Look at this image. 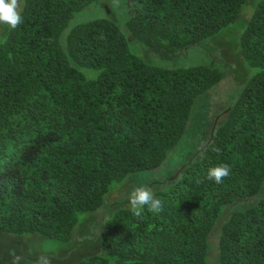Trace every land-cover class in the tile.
<instances>
[{
	"label": "trees",
	"instance_id": "16d2710c",
	"mask_svg": "<svg viewBox=\"0 0 264 264\" xmlns=\"http://www.w3.org/2000/svg\"><path fill=\"white\" fill-rule=\"evenodd\" d=\"M96 1L23 0V23L0 24V234L43 240L32 255L0 247V264H11L10 250L32 264L35 251L78 243V224L102 208L97 238L56 264H209L218 222L214 264H264V0H125L123 26L69 21ZM250 5L239 37L226 40L223 28ZM213 41L234 47L245 73L203 145L145 185L162 210L145 206L137 218L129 198L106 206L123 186L113 183L164 164L198 97L226 72L149 61ZM139 43L150 59L131 49ZM220 164L231 173L216 184L206 177Z\"/></svg>",
	"mask_w": 264,
	"mask_h": 264
},
{
	"label": "rangeland",
	"instance_id": "374dc122",
	"mask_svg": "<svg viewBox=\"0 0 264 264\" xmlns=\"http://www.w3.org/2000/svg\"><path fill=\"white\" fill-rule=\"evenodd\" d=\"M21 2H23V0H21ZM248 2L249 4H251V0H248ZM126 6L127 4L125 0H97L96 2L87 4L79 10L75 11L69 21L71 23H75L77 21L85 19L107 17L123 26ZM252 7L250 5V8L244 11L245 13L242 12L240 17L234 24H231L227 27L225 26L223 28V31H230V33L225 34L226 40H232L236 35V37H239L240 32L245 25V19L252 10ZM248 11L249 13L245 15ZM238 27L241 29L240 31H238ZM130 46L134 52L141 54L145 59H150L152 57L151 53L148 52V50L142 43L135 45L138 50L134 48L133 45ZM234 49V47H225L222 45V43L213 41L204 45H197L196 48H194L193 50H188L186 53L183 52V54L179 55L178 58L174 61L160 60L156 58L155 55L153 56V58H151L149 62L167 67L177 65L185 66L203 61L207 63H216L223 66L226 72L216 84L212 85L206 92H204V94L202 93V95L198 97L197 101L191 109L188 122L189 124L186 128L187 130H185V133L180 141L168 154L164 164L154 170L149 169L131 172L124 180L113 183L112 186H123L107 195L105 203L106 206H108L109 203L111 204L112 202H114L115 204H122L124 200L129 198L131 192L135 188L145 186L149 181L157 182L161 181V178L163 180L164 177H167L172 172H174L182 163L188 160V157L193 152H195L199 147L203 145L207 138L211 125L214 123V120H216V118H219L221 110L226 107V104L234 95L235 90H237V87H239V83L245 73L244 65L241 64L240 61H237L239 59V56L234 51ZM139 50L141 51V53ZM222 55L224 59L222 58ZM218 112L219 114H217ZM252 197L253 196L247 197L246 201L238 202L235 204V206L243 207L249 204L251 202H249V200ZM233 207L234 205H230L224 212H229ZM103 212L107 214V209H99L91 219L84 221L82 224H78V229L75 233V240H78V243H76L75 241L66 243L62 247H60L61 249L59 251L48 250L42 252L41 250L40 252L39 250L37 251V253L34 250V258H37L41 254H46L51 258L52 264L62 263L66 260L74 258L78 253L77 247L81 246V248H83L82 241H91L92 239L97 238L100 231L99 221ZM217 226L218 227H215L209 235V249L207 254V257L209 258V264H214V262L216 261V243L219 235V222L217 223ZM35 238L36 239L29 244L28 240L30 239H27L25 236L17 238L9 234H0V247L8 248V246L12 243H20L21 247H24L23 245H26L28 249H25L30 255H32V253L29 252V248L31 249V247H38L43 241L40 237ZM46 243L48 245H52V243L50 244V242H48L47 240ZM3 250L4 249H2V251Z\"/></svg>",
	"mask_w": 264,
	"mask_h": 264
},
{
	"label": "clouds",
	"instance_id": "9594fccd",
	"mask_svg": "<svg viewBox=\"0 0 264 264\" xmlns=\"http://www.w3.org/2000/svg\"><path fill=\"white\" fill-rule=\"evenodd\" d=\"M23 23V7L21 0H0V24L7 25L15 30ZM231 173L227 164H220L208 170L207 179L221 184ZM130 209L133 216L142 218L145 206L152 212L162 210V201L156 198L153 191L147 186L135 188L129 196ZM11 264H22L24 257L10 250ZM32 264H52L51 258L46 254L39 255Z\"/></svg>",
	"mask_w": 264,
	"mask_h": 264
}]
</instances>
